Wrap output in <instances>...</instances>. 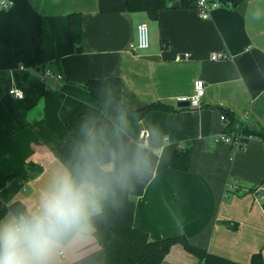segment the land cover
Instances as JSON below:
<instances>
[{
    "label": "crops",
    "instance_id": "1",
    "mask_svg": "<svg viewBox=\"0 0 264 264\" xmlns=\"http://www.w3.org/2000/svg\"><path fill=\"white\" fill-rule=\"evenodd\" d=\"M8 1V7L0 6V37L31 56L42 37L47 66L63 78L42 80V70L25 66L0 70V168L15 174L0 198L20 200L28 210L39 205L54 177L69 171L52 146L67 139L70 118L96 104L83 82L119 76L129 106L161 101L175 108L151 110L139 121L103 113L93 126L105 145L119 132L129 152L151 159L148 174L130 185L135 226L153 239L184 233L192 243L242 263L258 251L264 257V141L251 138L238 148L218 139L226 127L225 108L243 122L249 112V126H264V0L236 6L214 0L207 18L196 4L184 8L172 0L158 19L129 10L126 0ZM70 12L82 14L81 51L71 46ZM143 20L150 25L151 44L134 53L129 46ZM226 51L228 58H212ZM197 79L206 84L202 106L179 104L194 94ZM13 87L24 97L12 95ZM190 143L189 169L173 168L174 150ZM28 161L42 170L30 172ZM9 215L15 214L9 211L0 221ZM98 247L92 233L67 244L53 264L70 263ZM163 264L205 263L176 243Z\"/></svg>",
    "mask_w": 264,
    "mask_h": 264
},
{
    "label": "trees",
    "instance_id": "2",
    "mask_svg": "<svg viewBox=\"0 0 264 264\" xmlns=\"http://www.w3.org/2000/svg\"><path fill=\"white\" fill-rule=\"evenodd\" d=\"M171 1L126 0L129 10L145 11L151 19H158L160 11L168 7ZM181 1L182 7L188 8L194 5L197 0ZM219 1L230 6H236L245 0ZM68 28L72 49L81 51L84 38L81 13L70 12L68 14ZM47 65L48 59L42 37L35 56H31L25 50L15 48L9 40L0 37V70L25 66L40 71L48 67ZM82 86L90 92L96 104L70 118L66 124L68 129L67 139L60 141L51 148L54 156L60 159L70 172H75L83 164V149L87 132L90 128H93L103 113H109L113 116H125L128 119L139 121L151 110L175 109L173 106L161 101H152L139 108L129 106L123 100V82L119 76L91 78L83 82ZM224 113L229 121L226 130L229 132L239 131L246 135L252 134L255 138L264 141V126L253 128L226 108ZM193 149V143L184 148H176L171 156V166L183 171L188 170L193 156ZM27 167L33 173H37L43 168L41 164L33 161H28ZM100 167L105 173L112 170L102 164H100ZM14 178L15 174H6L0 168V190L6 187ZM130 191L131 186L123 191L117 189L115 200L106 201L102 212L94 217L95 231L93 235L99 245L98 249L67 264H163L164 258L176 243H181L186 250L197 255L205 264H264L261 251L255 252L248 263H242L192 243L184 233L153 239L149 232L135 226L136 205ZM9 211L17 215L26 213L29 210L26 204L20 200L7 203L0 198V220Z\"/></svg>",
    "mask_w": 264,
    "mask_h": 264
},
{
    "label": "clouds",
    "instance_id": "3",
    "mask_svg": "<svg viewBox=\"0 0 264 264\" xmlns=\"http://www.w3.org/2000/svg\"><path fill=\"white\" fill-rule=\"evenodd\" d=\"M85 140L83 164L75 172L54 177L34 210L0 221V264H53L67 244L95 231L94 217L115 200L117 189L126 190L151 170L150 157L129 152L119 132L105 145L104 136L90 128ZM103 161L113 163L111 172H103Z\"/></svg>",
    "mask_w": 264,
    "mask_h": 264
},
{
    "label": "built area",
    "instance_id": "4",
    "mask_svg": "<svg viewBox=\"0 0 264 264\" xmlns=\"http://www.w3.org/2000/svg\"><path fill=\"white\" fill-rule=\"evenodd\" d=\"M196 6L200 9L201 14L204 18H207L211 14V9L216 5V1L210 0H197ZM10 2L8 0H0V6L8 7ZM151 44V35H150V25L148 21L143 20L138 23L137 26V38L135 41L130 43V50L134 53L146 50L150 47ZM230 56L229 52H214L212 54L213 59L217 58H228ZM49 77H53L56 81H60L63 78V74L55 71L51 67H46L40 72V78L45 80ZM206 84L202 79H197L194 83V94L190 97H181V101H189V106L193 108H199L202 106V97L205 94ZM9 92L14 95L16 98L21 99L24 97V91L18 87H13ZM249 112H246L243 115V119L246 124H248ZM222 120L227 123L229 122L225 113L221 115ZM226 127L222 132L219 133L218 139L232 144L234 147H244V142L251 138H255L254 135H246L239 131L229 132L226 130ZM264 191V185L262 186Z\"/></svg>",
    "mask_w": 264,
    "mask_h": 264
},
{
    "label": "water",
    "instance_id": "5",
    "mask_svg": "<svg viewBox=\"0 0 264 264\" xmlns=\"http://www.w3.org/2000/svg\"><path fill=\"white\" fill-rule=\"evenodd\" d=\"M179 104H183V105H189V101L187 100V101H183V102H181V103H179Z\"/></svg>",
    "mask_w": 264,
    "mask_h": 264
}]
</instances>
